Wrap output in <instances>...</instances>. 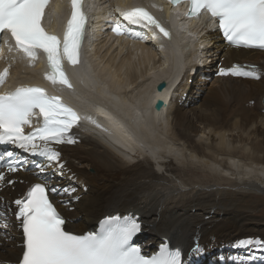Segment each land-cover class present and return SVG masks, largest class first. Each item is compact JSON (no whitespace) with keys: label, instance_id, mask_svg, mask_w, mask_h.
<instances>
[{"label":"bare ground","instance_id":"obj_1","mask_svg":"<svg viewBox=\"0 0 264 264\" xmlns=\"http://www.w3.org/2000/svg\"><path fill=\"white\" fill-rule=\"evenodd\" d=\"M185 24L188 25L181 28ZM204 24L202 21L200 26ZM178 25V33L171 40L161 36L150 45L133 39L121 43L120 48L128 51L122 61L126 67L131 63L130 69L134 70L129 73L132 82L124 81L120 66L106 64L94 68L99 74L115 78V91L112 87H100L98 92L85 89V72L91 68L84 70L82 65L70 68L78 79L76 91L53 85L45 79L49 68L43 54L31 67L26 62H12L7 90L41 84L76 104L82 115L92 116L107 129L87 125L86 121L82 130L81 126L74 130L78 143L60 146L66 173L75 174V195L80 199L73 202V211L59 207L75 221L69 226L76 232L96 228L111 215L135 214L143 223L145 233L139 242L146 249L153 251L162 240H167L185 250L187 264L198 260L196 264H238L251 249L234 247V243L243 238H264V218L255 215L253 207L241 208L245 197H258L264 192V79L221 77L207 87L198 80L196 94L186 91L190 107L170 105L174 129L187 146L171 136L165 137L160 146L158 136L164 130L170 133L163 127L169 126L170 117H166L164 108L157 110L154 105L160 99H172L174 78L178 72L188 70L191 62L199 60L196 51L200 47L206 44L211 56L218 55L211 48L210 36L222 39L217 30L198 28L196 20ZM102 45L106 51L98 49L94 42L100 55L98 64L115 60L119 51L105 42ZM216 45L217 49L226 48L221 41ZM13 55L6 47L0 48V60L9 61ZM205 55L203 52L201 57ZM225 59L227 63H259L264 71L263 51L235 48L227 51ZM163 80L170 87L159 92L158 84ZM166 106L169 109V104ZM148 152L155 158L158 154L160 161L154 163L143 156ZM241 155H246L248 161H241ZM29 176L35 177L33 172ZM52 182L67 184L68 180L54 177ZM25 186L17 183L9 187L11 192L6 197L18 198L17 192ZM55 199L59 205L60 198ZM15 235L16 241L7 247L8 255L13 257L21 253L20 247L13 246L21 242L19 233ZM197 244L201 250L193 253L191 250ZM221 255L227 259L223 261Z\"/></svg>","mask_w":264,"mask_h":264},{"label":"snow or ice","instance_id":"obj_2","mask_svg":"<svg viewBox=\"0 0 264 264\" xmlns=\"http://www.w3.org/2000/svg\"><path fill=\"white\" fill-rule=\"evenodd\" d=\"M169 2L178 6L184 0ZM188 2V18L207 13L228 45L264 51V0ZM61 7L60 3L53 5L52 0H0V47L15 54L9 58V66L0 71V86L8 79L12 62H26L31 67L43 54L49 67L45 79L75 91L65 65L80 63L89 15L85 0H68L70 11L61 37L44 26L46 10L51 8V15H56ZM114 12L119 18L110 23L117 36L145 41V33H151L153 39L162 35L171 40L170 30L144 6L117 5ZM216 74L264 79V72L253 64H221ZM82 121L107 131L92 116L81 115L61 96L49 95L42 87L21 85L0 93V146L19 150L0 151V264H185L183 248L167 240L159 243L158 250L145 252L135 240L143 231V223L135 214L108 216L101 221L99 230L78 233L69 226L75 221L65 216L60 207L73 211L72 204L80 197L75 195V174L66 173L60 146L78 143L74 129ZM29 156L34 159L29 161ZM28 163L31 169L26 167ZM28 170L37 181L18 198L4 196V188L24 183L9 174ZM54 177L66 178L68 183H53ZM54 197L60 198V207ZM15 233H19L21 241L13 245L21 248L17 257L7 253V247L17 239ZM233 246L251 249L246 257L251 262L256 259V251L264 253V238H243ZM200 250L197 244L191 251Z\"/></svg>","mask_w":264,"mask_h":264},{"label":"rangeland","instance_id":"obj_3","mask_svg":"<svg viewBox=\"0 0 264 264\" xmlns=\"http://www.w3.org/2000/svg\"><path fill=\"white\" fill-rule=\"evenodd\" d=\"M210 52H208L209 54ZM133 101V100H132ZM87 124V122H86ZM85 124V125H86ZM91 123L88 122L87 125H90ZM132 154H135V152H132ZM140 156V155H138ZM143 156H146V153L143 155ZM142 156V158H143ZM148 157L149 159H153L152 155L151 156H146ZM241 161H248L247 159V156L246 155H241ZM245 157V158H244ZM141 158V159H142ZM168 158H172V156H169L168 155ZM237 160H240L239 158ZM132 162H137L136 160H132ZM155 168H158L156 167L155 165ZM231 189L229 188L228 191H230ZM252 196H249V197H245L242 201H241V208H246V207H253L254 209V214L257 215L258 217H261V218H264V192L258 194V197H254L255 195L254 194H250ZM257 195V194H256Z\"/></svg>","mask_w":264,"mask_h":264},{"label":"water","instance_id":"obj_4","mask_svg":"<svg viewBox=\"0 0 264 264\" xmlns=\"http://www.w3.org/2000/svg\"><path fill=\"white\" fill-rule=\"evenodd\" d=\"M165 85H166V83L165 82H162L159 85L160 86L159 88H163V87H165ZM163 106H165V102L162 99H160L159 101H157V103H156V109L157 110H161Z\"/></svg>","mask_w":264,"mask_h":264}]
</instances>
